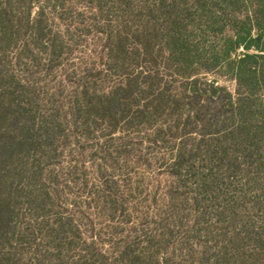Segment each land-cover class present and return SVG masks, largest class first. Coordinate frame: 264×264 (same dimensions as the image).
<instances>
[{"label": "trees", "instance_id": "1", "mask_svg": "<svg viewBox=\"0 0 264 264\" xmlns=\"http://www.w3.org/2000/svg\"><path fill=\"white\" fill-rule=\"evenodd\" d=\"M90 1L95 2L103 16L108 15L111 1L116 13L121 14L117 16L116 31L106 33L110 40L109 59L125 64L142 58L156 67V58L160 57L164 68H172L173 75L183 79L175 97L170 99L160 91L152 101V111L168 114L185 137L196 135L192 142L177 146L171 177L178 178L183 165L197 162L200 170L196 184L200 194L223 188L224 179L240 171L245 172L248 182L253 176L264 184V0H157L139 13L127 9L132 0ZM36 2L0 0V245L15 240L20 249L29 244L31 252L36 238H41L50 240L59 252V245H64L61 235L69 233L72 223L60 218L52 223L44 220L56 205L53 198L57 192L46 184L55 181L47 164L57 150L58 126L56 118L37 122V113L31 107L33 91L29 78L36 72L35 47L51 55L61 49L53 39H46L43 15L47 3L40 5L37 16L31 18ZM206 29L219 34L217 51L205 40L194 38L197 32L206 33ZM131 38L136 45L129 52L126 44ZM22 40L24 44L19 45ZM13 48L20 51L15 62L25 74L23 79L8 68L12 60H7V54ZM238 49L242 52L237 53ZM216 67L229 74L235 83L234 92L215 79L199 77ZM157 79L158 72L153 71L141 81L138 76H127L105 94L106 103L94 108L86 100L85 112L96 109L100 114L115 116L123 110L124 99L133 92L154 91ZM142 115L138 116L142 119ZM106 201L115 210V199ZM254 206L264 220V203ZM20 210L30 212L36 221L40 220V225L20 228L17 218ZM229 210L234 224L237 215L232 206ZM236 227L221 239L214 253L208 254L206 248L197 256L192 246L180 249L186 252V258L190 257L189 264H264V228ZM195 232L200 235L198 230ZM66 238L69 252L74 241ZM85 253L63 264H97L92 253L90 256ZM37 256L41 261L45 254L39 252ZM119 258L123 264L173 263V255L156 257L150 249L136 251L127 243ZM0 264L19 261L11 253L0 251Z\"/></svg>", "mask_w": 264, "mask_h": 264}, {"label": "rangeland", "instance_id": "2", "mask_svg": "<svg viewBox=\"0 0 264 264\" xmlns=\"http://www.w3.org/2000/svg\"><path fill=\"white\" fill-rule=\"evenodd\" d=\"M154 1L157 0H132L127 9L144 12L147 4ZM94 3L37 0L31 12V18L36 17L40 5H44L46 39H53L61 49L51 55L35 47L36 72L29 78L33 91L31 107L37 113V122L56 118L58 126L57 150L47 164L55 181L46 182L57 192L53 198L56 205L44 220H67L72 229L61 235L64 245H59V252L50 240L36 238L32 247L35 251L29 252V244L20 249L12 240L0 245L1 253H11L19 264H63L85 252L89 256L92 253L97 264H123L119 252L127 243L136 251L150 249L156 257L173 255L172 264H189L190 257L184 256L181 246H192L197 256L206 248L211 254L234 225L236 229H251L253 225L258 230L264 228L263 218L253 208L254 203H264V184L253 176L248 182L245 172L240 171L224 179L223 188L204 194H200L196 184L199 163L183 165L179 177H171L177 146L192 142L196 135L185 137L168 114L152 111V101L160 91L165 97H175L183 79L173 75L172 68H164L160 57L156 58V67L142 58L125 64L109 59L110 40L106 33L116 31L117 16L121 14L116 13L112 1L107 16ZM206 30L197 32L194 38L205 40L217 51L219 34ZM135 45L133 38L128 40L129 52ZM19 56L18 49L9 50L7 60L12 61L8 68L23 79L25 74L15 62ZM149 71L158 72L154 91L133 92L123 100L119 114L103 115L96 109L85 112L86 100L96 108L106 103L105 94L119 81L127 76H138L141 81ZM199 77L215 79L228 91H235L234 81L223 68L216 67ZM196 198H200L197 203ZM110 199L116 201L115 210L106 201ZM230 206L237 215L234 224ZM17 218L20 228L40 225V220L25 210H20ZM196 220L199 223L194 225ZM194 230L200 235L196 236ZM66 237L74 241L69 252ZM39 252L45 254L41 261Z\"/></svg>", "mask_w": 264, "mask_h": 264}]
</instances>
